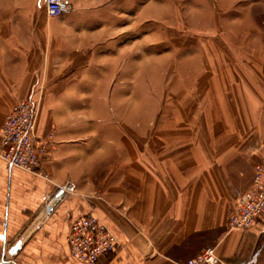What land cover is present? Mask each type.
<instances>
[{
	"label": "crops",
	"instance_id": "0c3cea01",
	"mask_svg": "<svg viewBox=\"0 0 264 264\" xmlns=\"http://www.w3.org/2000/svg\"><path fill=\"white\" fill-rule=\"evenodd\" d=\"M202 1L204 53L174 54L181 61L171 67L165 57L151 65L148 38L144 51L117 53L116 36L103 35L116 34L107 20L96 36L84 19L0 22V150L21 98L39 104L38 134L56 133L42 166L48 177L0 158V264H85L71 256L68 234L89 214L118 240L97 264H175L208 246L231 264H264V219L248 231L227 225L264 145V0ZM150 72L159 91L177 93L178 130L118 135L115 109L147 124L149 98L134 94L150 91ZM67 180L74 193L45 215L46 198Z\"/></svg>",
	"mask_w": 264,
	"mask_h": 264
},
{
	"label": "rangeland",
	"instance_id": "374dc122",
	"mask_svg": "<svg viewBox=\"0 0 264 264\" xmlns=\"http://www.w3.org/2000/svg\"><path fill=\"white\" fill-rule=\"evenodd\" d=\"M69 1L72 3L73 9L64 16L53 18L46 13L45 0H0V22L12 19L42 22L84 19L92 21L91 26L88 25L84 30L91 31V34L96 36L102 34L104 30L98 21L107 20L115 26V28L111 27V30H115L116 34H110L107 30L109 28H106L107 32L103 35L106 38L110 35L116 36L117 53H120L126 45H130L133 49L136 48L137 51H142L143 49H140L141 42L148 38V53L150 60L154 59L151 64L154 68L158 61L155 60L157 57H165L166 66L171 67L172 62L180 63L181 61L176 60L173 57L174 54L181 53L182 58H188L189 54L204 53V41L208 34L206 25L210 12L202 10L204 8L201 6L204 2L202 0H190L197 4L195 10L189 8L191 4L189 0ZM181 67L183 66L181 65ZM124 77L123 75L118 76L120 80ZM156 79L157 75L150 72V91H140L139 89L134 94L138 99L146 98L145 95L149 98L151 107L149 117L145 120L147 124H141L142 120L136 116L137 114H133L132 124L125 122L124 115H119L122 111L115 109L119 123L118 135H172L176 127L178 130L179 125H177L178 122L175 124L174 117L178 113L173 108L177 93L173 90L172 85H167L164 91H159Z\"/></svg>",
	"mask_w": 264,
	"mask_h": 264
},
{
	"label": "built area",
	"instance_id": "2783aa9c",
	"mask_svg": "<svg viewBox=\"0 0 264 264\" xmlns=\"http://www.w3.org/2000/svg\"><path fill=\"white\" fill-rule=\"evenodd\" d=\"M73 5L69 0H45L49 17L69 13ZM38 102L32 97L17 100L10 108L1 128L0 158L11 168H19L48 177L43 162L56 144L54 130L41 136L37 132ZM261 160L255 166L252 186L236 200L228 218L230 230L248 231L264 219V145ZM71 180L58 185L45 200L43 212L51 215L72 193ZM71 256L85 264H97L118 249V240L110 228L96 215L89 214L71 221L68 234ZM175 264H231L222 258L215 246L204 248L197 255Z\"/></svg>",
	"mask_w": 264,
	"mask_h": 264
},
{
	"label": "water",
	"instance_id": "95a60500",
	"mask_svg": "<svg viewBox=\"0 0 264 264\" xmlns=\"http://www.w3.org/2000/svg\"><path fill=\"white\" fill-rule=\"evenodd\" d=\"M17 248H18V247H17V246H15V247H14V250H15V249H17Z\"/></svg>",
	"mask_w": 264,
	"mask_h": 264
}]
</instances>
